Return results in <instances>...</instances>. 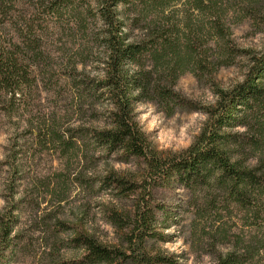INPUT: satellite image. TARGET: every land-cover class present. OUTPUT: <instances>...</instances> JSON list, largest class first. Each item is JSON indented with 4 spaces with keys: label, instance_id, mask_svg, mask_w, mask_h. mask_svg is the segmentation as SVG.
Masks as SVG:
<instances>
[{
    "label": "rangeland",
    "instance_id": "obj_1",
    "mask_svg": "<svg viewBox=\"0 0 264 264\" xmlns=\"http://www.w3.org/2000/svg\"><path fill=\"white\" fill-rule=\"evenodd\" d=\"M4 1L7 16L0 19V48L12 47L23 56L24 60L16 54L30 79L29 84L17 86L12 100L0 93V215L7 200H12L15 222L6 264H78L81 250L67 225L81 224L108 248L131 254L129 216L138 193L120 194L103 186V179L115 171L128 186L137 185L142 171L96 146L91 132L106 125V104L84 89L103 74L105 27L98 3ZM53 2L58 5L49 15L46 8ZM180 7L174 11L177 20L182 16ZM122 14L130 40L139 41L146 27L140 2L132 1ZM238 16L243 21L238 17L231 21L237 48L263 51L264 25L254 27L248 18ZM248 66L245 55L236 56L231 66L217 70L214 87L207 79L182 76L177 91L191 105L168 115L152 103H139L140 126L160 152L183 153L208 119L203 109L216 103L214 89L241 83ZM53 131L57 139L51 137ZM186 201L183 189H162L156 195L155 202L163 205L165 213L158 217L159 235L148 243V252L153 258L174 256L177 264H214L207 238L192 235ZM111 212L123 223L116 225ZM228 248L220 247L224 252Z\"/></svg>",
    "mask_w": 264,
    "mask_h": 264
},
{
    "label": "trees",
    "instance_id": "obj_2",
    "mask_svg": "<svg viewBox=\"0 0 264 264\" xmlns=\"http://www.w3.org/2000/svg\"><path fill=\"white\" fill-rule=\"evenodd\" d=\"M95 1L105 27V58L102 76L84 89L105 102L106 125L91 136L121 163L136 164L142 180L128 186L115 171L103 179V186L120 194L138 193L129 216L131 254L108 248L81 224L67 225L81 250L77 263L177 264L174 256L153 258L148 243L159 235L158 217L165 213L156 195L162 189H183L192 235L207 238L214 264H264V50L238 49L231 26L237 17L243 21L238 15L254 27L263 26L264 0H136L146 23L137 42L125 32L122 14L134 0ZM4 5L0 0V19L7 16ZM57 5H49L47 14ZM177 6H182L181 20L175 17ZM16 54L12 47L0 48V93L10 100L17 86L30 83ZM238 55L249 59L244 80L229 89H214L216 103L203 109L208 119L191 147L179 154L160 152L140 126L138 104L152 103L168 115L188 108L191 102L177 91L178 80L192 74L214 87L217 70L231 66ZM31 64L30 59L26 65ZM50 134L57 139V132ZM7 201L0 215V264H6L14 234V208ZM109 217L116 225L123 223L116 212ZM221 246L229 248L224 252Z\"/></svg>",
    "mask_w": 264,
    "mask_h": 264
}]
</instances>
